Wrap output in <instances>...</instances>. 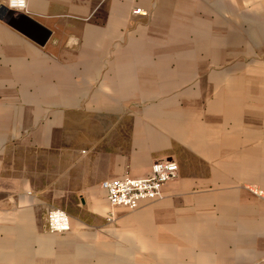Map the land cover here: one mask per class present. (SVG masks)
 Wrapping results in <instances>:
<instances>
[{"label": "crops", "instance_id": "1", "mask_svg": "<svg viewBox=\"0 0 264 264\" xmlns=\"http://www.w3.org/2000/svg\"><path fill=\"white\" fill-rule=\"evenodd\" d=\"M161 158L179 164L163 198L109 220L102 180L147 175ZM254 188L264 0H28L3 12L0 264H264ZM53 208L68 229L49 228Z\"/></svg>", "mask_w": 264, "mask_h": 264}, {"label": "built area", "instance_id": "2", "mask_svg": "<svg viewBox=\"0 0 264 264\" xmlns=\"http://www.w3.org/2000/svg\"><path fill=\"white\" fill-rule=\"evenodd\" d=\"M8 7L25 11L28 0H6ZM141 11V8H137ZM179 164L175 159L161 158L154 160L149 174L144 176H123L106 178L102 180L101 186L104 189L110 203L108 219L113 221L116 218L115 207L124 205L134 209L146 199H160L164 196L165 184L177 177ZM254 191L264 197V190L254 188ZM48 224L51 230H64L70 227L69 215L60 208H53L48 212Z\"/></svg>", "mask_w": 264, "mask_h": 264}, {"label": "water", "instance_id": "3", "mask_svg": "<svg viewBox=\"0 0 264 264\" xmlns=\"http://www.w3.org/2000/svg\"><path fill=\"white\" fill-rule=\"evenodd\" d=\"M3 12L13 13V12H21V11L12 9V8L8 7L6 4H2L0 6V17L1 18H3Z\"/></svg>", "mask_w": 264, "mask_h": 264}, {"label": "rangeland", "instance_id": "4", "mask_svg": "<svg viewBox=\"0 0 264 264\" xmlns=\"http://www.w3.org/2000/svg\"><path fill=\"white\" fill-rule=\"evenodd\" d=\"M260 189H263L264 190V188H260ZM259 196H261V195H259ZM261 197H263V196H261ZM264 198V197H263Z\"/></svg>", "mask_w": 264, "mask_h": 264}]
</instances>
